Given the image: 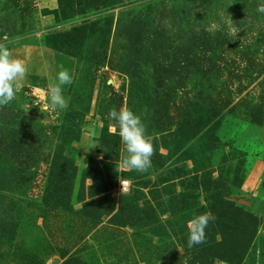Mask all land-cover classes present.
Returning a JSON list of instances; mask_svg holds the SVG:
<instances>
[{"label": "rangeland", "instance_id": "1", "mask_svg": "<svg viewBox=\"0 0 264 264\" xmlns=\"http://www.w3.org/2000/svg\"><path fill=\"white\" fill-rule=\"evenodd\" d=\"M261 4L0 0L27 75H72L67 110L43 111L47 85L25 80L0 107V264H264ZM121 107L154 137L147 172L121 166Z\"/></svg>", "mask_w": 264, "mask_h": 264}, {"label": "clouds", "instance_id": "2", "mask_svg": "<svg viewBox=\"0 0 264 264\" xmlns=\"http://www.w3.org/2000/svg\"><path fill=\"white\" fill-rule=\"evenodd\" d=\"M259 13H264V4L257 7ZM219 25L213 24L212 29L216 30ZM233 36H236L238 29L230 26ZM27 66L20 59L15 58L13 53L0 43V107L12 103L16 99L19 88L17 83L27 75ZM72 83V75L63 65H59V71L54 79L47 84V96L43 104V111L49 108L52 110H67L70 97L64 95V86ZM109 118L115 121L113 132L120 138L123 145L121 155L122 168L128 171L139 173L147 172L152 167V156L154 154V137L147 132L145 123L141 115L134 113L127 107L119 110L113 108L109 112ZM95 147V146H93ZM124 191L130 190L129 181H121ZM216 217L210 211L193 215L187 223L188 246L201 244L206 241V228L209 223L215 221Z\"/></svg>", "mask_w": 264, "mask_h": 264}, {"label": "crops", "instance_id": "3", "mask_svg": "<svg viewBox=\"0 0 264 264\" xmlns=\"http://www.w3.org/2000/svg\"><path fill=\"white\" fill-rule=\"evenodd\" d=\"M23 80L32 89H40L49 82L48 73L37 70L31 73L29 72Z\"/></svg>", "mask_w": 264, "mask_h": 264}, {"label": "trees", "instance_id": "4", "mask_svg": "<svg viewBox=\"0 0 264 264\" xmlns=\"http://www.w3.org/2000/svg\"><path fill=\"white\" fill-rule=\"evenodd\" d=\"M164 173H167V171H165ZM195 191H197V190H195Z\"/></svg>", "mask_w": 264, "mask_h": 264}]
</instances>
